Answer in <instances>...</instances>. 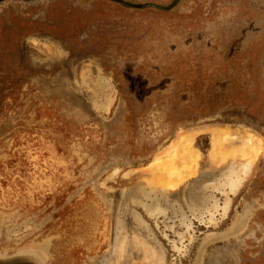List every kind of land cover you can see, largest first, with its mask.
<instances>
[{
	"label": "rangeland",
	"instance_id": "obj_1",
	"mask_svg": "<svg viewBox=\"0 0 264 264\" xmlns=\"http://www.w3.org/2000/svg\"><path fill=\"white\" fill-rule=\"evenodd\" d=\"M262 139L264 0H0V254L264 264Z\"/></svg>",
	"mask_w": 264,
	"mask_h": 264
},
{
	"label": "bare ground",
	"instance_id": "obj_2",
	"mask_svg": "<svg viewBox=\"0 0 264 264\" xmlns=\"http://www.w3.org/2000/svg\"><path fill=\"white\" fill-rule=\"evenodd\" d=\"M198 132H209V133H212L213 135H214V138H213V151H212V156L214 157V158H216L217 156H221L222 155V158H225V157H228L230 154H232L233 152H234V147H227V146H225V144H220L221 143V141H223V140H225V141H227L228 142V140L231 138L230 137V131L229 130H222V133L219 131L217 134V136L215 135V133H216V128H214V127H212V126H203V127H197L195 130H193V132H191L190 134H189V136L191 135V134H196V133H198ZM221 135H222V140L220 141L219 139H220V137H221ZM188 136V137H189ZM188 137H185V144H184V147H185V153H181L183 156L181 157L184 161L183 162H185V163H188V162H190L192 165H196L197 163H198V158H199V153L198 152H196V151H194L193 149H192V147H191V139L190 138H188ZM183 138V137H182ZM263 140L264 139H262V142H263ZM234 141V140H233ZM239 142V141H238ZM223 143V142H222ZM244 143H246V142H243V144ZM263 145H264V142L262 143ZM221 146V147H220ZM231 146V145H230ZM245 146V145H244ZM184 147H183V149H184ZM264 147V146H263ZM219 149V150H218ZM192 150H193V152H192ZM249 151H251L252 153H254L255 152V149H250ZM177 151H175V153H176ZM174 153V155H171V156H173L174 158L175 157H177L179 154H175ZM180 154V155H181ZM219 154V155H218ZM240 155V154H239ZM171 158L170 156H169V159H171V160H169V159H165L164 160V162L166 161V160H168V161H170V162H168V165L171 163V164H173L172 165V167H171V164H170V167L169 168H167L168 166H164V169L161 167V166H163V165H165L163 162H162V159H159L157 162H159L160 164L159 165H157V163H155V165H157V166H159L160 168H158L157 169V167H156V169L155 168H151V170L153 169H155V170H158L157 171V177H156V184L158 183V184H160L161 183V185L163 184V185H165V186H170V187H173L174 185H176V184H178L181 180H183V178H184V176L183 175H181L180 173H181V171L179 170V168H177V165L174 167V163H172V162H175V161H173L174 160V158ZM258 157V156H257ZM180 157H178L177 158V160L179 159ZM176 159V158H175ZM181 159V160H182ZM172 161V162H171ZM166 164H167V162H165ZM188 165V164H186V168H188V176L191 174V173H193V172H195V169H193L192 168V165ZM154 164H152L151 166H153ZM185 165V164H184ZM150 166V165H149ZM183 166V165H182ZM182 166H181V168H182ZM191 166V167H190ZM165 167H166V169H165ZM184 168H185V166H183ZM162 168V169H161ZM154 170V171H155ZM183 170V169H182ZM149 171V170H148ZM155 180V179H154ZM153 184H155V182L153 183ZM160 185V186H161ZM159 186V185H158ZM162 187V186H161ZM164 187V186H163ZM151 196H153V194L151 195ZM144 197V196H143ZM167 208V207H166ZM163 209V208H162ZM165 210V209H164Z\"/></svg>",
	"mask_w": 264,
	"mask_h": 264
},
{
	"label": "water",
	"instance_id": "obj_3",
	"mask_svg": "<svg viewBox=\"0 0 264 264\" xmlns=\"http://www.w3.org/2000/svg\"><path fill=\"white\" fill-rule=\"evenodd\" d=\"M0 264H47L45 251L29 248L18 250L12 255L0 254Z\"/></svg>",
	"mask_w": 264,
	"mask_h": 264
}]
</instances>
